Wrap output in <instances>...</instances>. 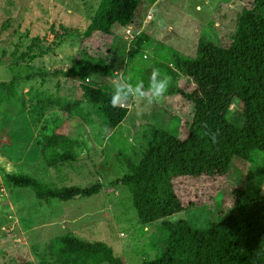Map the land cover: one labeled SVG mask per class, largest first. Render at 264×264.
Wrapping results in <instances>:
<instances>
[{
	"label": "rangeland",
	"instance_id": "obj_1",
	"mask_svg": "<svg viewBox=\"0 0 264 264\" xmlns=\"http://www.w3.org/2000/svg\"><path fill=\"white\" fill-rule=\"evenodd\" d=\"M102 2L0 0V264H58L54 242L67 234L106 243L125 264H142L161 254L168 234L179 231L180 220L205 229L233 214L234 192L264 195L261 153L235 160L223 178H178L179 197L186 204L196 203V208L146 226L140 224L125 187L104 189L91 198L45 202L29 188L8 184V174L30 175L51 188L108 184L130 173L125 157L140 163L154 128L185 137L194 108L185 96L191 91L184 88L195 84L183 76L175 54L194 58L203 35L229 47L243 10L264 0H142L127 28L105 23L111 34L97 32L89 39L64 32H85ZM144 35L148 38L139 48ZM34 54L39 57L29 60ZM81 60L98 65L116 61L112 77L85 81L109 92L120 77L133 84L142 80L147 89L153 68L169 78V87L152 102L130 99L125 103L130 109L127 119L113 129L101 123L83 99L79 75L86 71ZM169 70L182 78L174 81ZM44 96L80 104L85 117L52 106L42 122L33 124L31 110ZM230 109L231 118L239 121L241 102L234 99ZM54 134L76 142L77 162L47 165L40 143Z\"/></svg>",
	"mask_w": 264,
	"mask_h": 264
},
{
	"label": "trees",
	"instance_id": "obj_2",
	"mask_svg": "<svg viewBox=\"0 0 264 264\" xmlns=\"http://www.w3.org/2000/svg\"><path fill=\"white\" fill-rule=\"evenodd\" d=\"M141 2L103 0L99 14L85 32L67 28L64 32L89 39L97 32L111 34L105 23L127 28L133 24ZM146 38L140 37L139 48ZM37 57L34 54L29 60ZM175 61L184 69L183 76L195 84L184 88L191 91L185 96L194 108L192 121L185 123V137L154 128L140 163L134 164L125 157L130 173L108 184L51 188L24 174L6 175L8 184L29 188L38 200L45 202L91 198L104 189L115 192L125 187L143 226L196 208V203L186 204L179 197L178 178H223L231 172L235 160L250 159L255 153L264 155V2H255L243 10L229 47L219 46L210 36L203 35L194 58L176 53ZM79 65L86 71L79 75L84 101L94 107L101 123L118 128L127 119L129 107L125 103L114 105L113 92L85 82L92 76L115 75L116 61L98 65L81 60ZM168 72L176 82L182 78L179 73ZM234 99L243 108L239 121L231 118ZM52 106L85 117L80 104L44 96L31 110L32 123L42 122ZM213 133L217 134L215 144L211 140ZM40 144L48 166L78 161L74 153L76 142L66 135L45 136ZM233 198V214L211 222L205 229L195 228L189 220H180L179 231L168 234L161 254L142 264H264V195L236 191ZM54 250L58 264H125L106 243L86 242L72 234L58 237Z\"/></svg>",
	"mask_w": 264,
	"mask_h": 264
},
{
	"label": "clouds",
	"instance_id": "obj_3",
	"mask_svg": "<svg viewBox=\"0 0 264 264\" xmlns=\"http://www.w3.org/2000/svg\"><path fill=\"white\" fill-rule=\"evenodd\" d=\"M122 81V83H121ZM114 91L112 94V103H127L130 99H148L149 102L161 98L168 90L169 78L162 76L158 68H153L147 89L144 87L142 80L136 81L133 84L129 79L120 77L117 83L114 84ZM217 134L213 133L211 140L215 144Z\"/></svg>",
	"mask_w": 264,
	"mask_h": 264
}]
</instances>
